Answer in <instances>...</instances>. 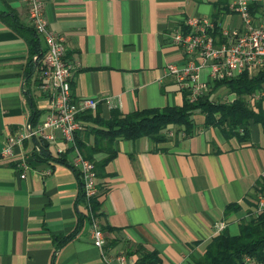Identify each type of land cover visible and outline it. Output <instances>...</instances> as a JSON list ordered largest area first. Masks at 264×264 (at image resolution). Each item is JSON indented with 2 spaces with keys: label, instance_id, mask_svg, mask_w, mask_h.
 Segmentation results:
<instances>
[{
  "label": "crops",
  "instance_id": "crops-1",
  "mask_svg": "<svg viewBox=\"0 0 264 264\" xmlns=\"http://www.w3.org/2000/svg\"><path fill=\"white\" fill-rule=\"evenodd\" d=\"M234 1L44 0L43 11L48 28L63 37L65 58L76 64L71 98L101 99L100 113L106 118L112 108L126 114L180 105L181 89L166 74L167 64L183 59L171 34L189 16L217 20L227 31L240 28L239 14L229 9ZM256 2L264 7V0ZM13 22L30 26L23 1L0 0V149L8 135L34 128L31 106L39 111L37 122L48 110L46 95L36 86L37 70L24 74L27 47ZM208 75L205 65L199 79L208 81ZM106 97L111 107L103 101ZM193 119L189 135L169 125L163 142L146 136L114 142L116 155L95 176L100 191L96 216L109 255L123 253L137 264L142 251H156L158 264H193L216 234V222L235 234L254 208L256 185L264 173L261 125L250 122L247 140L239 142L217 127L204 126L202 114ZM43 132L52 137H27L11 155L0 156V264H106L91 244L87 222L73 239L55 247L54 237L69 233L84 208L77 202L79 185L70 168L33 158L40 153L37 140H43L51 157L69 148L70 161L71 148L59 131ZM84 138L91 143V135ZM104 157V152L93 155L95 161ZM230 204L239 208L226 212Z\"/></svg>",
  "mask_w": 264,
  "mask_h": 264
},
{
  "label": "built area",
  "instance_id": "built-area-1",
  "mask_svg": "<svg viewBox=\"0 0 264 264\" xmlns=\"http://www.w3.org/2000/svg\"><path fill=\"white\" fill-rule=\"evenodd\" d=\"M22 1L30 26L42 41L40 56L33 55L32 60L38 65L36 86L46 95L48 110L34 128L28 127L24 132L8 135L0 149V156L11 155L13 147L27 137L50 139L51 134L43 132L45 128L57 129L61 139L71 148L69 164L80 173L84 205L89 217L91 244L106 264H134L133 260L123 253L109 255L105 252V238L98 218L90 206L91 198L97 193L94 166L81 154L74 141V133L83 126L76 115L85 110L94 111L101 99L71 98L69 82L76 64L69 62L64 56L63 37L48 28L43 11L44 0ZM252 1L258 0H235L229 5V9L238 13L241 18V26L238 29L223 30L213 19L201 16H189L182 25L174 29L171 42L181 50L183 59L181 63L167 64L166 74L175 77L181 90H188L189 101L203 95L210 83L216 80L232 78L243 72L253 74L264 68V15L257 18L250 13L249 4ZM216 28L223 37L222 41L212 35ZM205 65L209 67V79L201 81L199 72ZM103 101L111 107L110 97L104 98ZM21 165L23 166V162ZM20 177H23V174H20ZM260 180H264V173L261 174ZM263 210L264 189L256 192L255 206L242 220L256 218ZM224 227V223L216 222L215 233L221 232ZM244 264L264 263L246 256Z\"/></svg>",
  "mask_w": 264,
  "mask_h": 264
},
{
  "label": "trees",
  "instance_id": "trees-1",
  "mask_svg": "<svg viewBox=\"0 0 264 264\" xmlns=\"http://www.w3.org/2000/svg\"><path fill=\"white\" fill-rule=\"evenodd\" d=\"M249 9L253 16L261 11L264 12V7L256 1L249 4ZM214 22L218 23L217 20ZM10 25L25 41L27 60L24 74L29 76L33 70H38L37 63L31 59L33 55L40 56L41 54L38 36L31 26L25 27L15 22ZM212 35L221 39L220 41L223 40L217 28L212 32ZM220 87H225L235 97L230 101L213 99L212 94ZM262 90H264V68L253 74L243 72L232 78L216 80L210 83L208 92L194 101H189L188 90L183 89L181 90L182 103L180 105L134 110L126 114L121 113L117 108H112L109 110V116L103 118L98 104L93 113L85 110L76 115L77 119L85 121L87 125H83L81 132L74 133V141L82 155L93 163L95 176L102 175L101 169L104 164L116 155L114 147L116 140H134L146 136L153 143L163 142L167 139L163 130L169 125L182 127L184 133L189 135L194 130L193 115L195 113L203 115L204 126L217 127L226 138L236 137L239 142H244L248 138L247 126L250 122L260 124L264 131V108L261 104L263 98L260 97L253 104L250 103L253 95ZM38 117L39 111L31 106L30 124L35 125ZM82 135L83 138L80 137ZM88 135L92 136L91 143L85 141L84 137ZM37 143L40 153H33L35 160H53L67 166L74 173L79 185L77 202H80L84 208V211L77 212L76 223L69 233L54 237L55 247H59L73 239L82 224L89 221L84 205L81 177L79 171L66 161L69 148L55 157H51L44 152L46 150L45 141L37 140ZM98 152H104L105 157L100 161H95L93 155ZM42 155L46 158H41ZM262 189H264V180H259L256 190ZM99 192L97 191L90 200L91 210L95 214L99 207ZM234 207L239 208L236 204H230L226 206V212ZM138 249L140 250L141 247ZM138 249L134 252H140ZM246 256L264 263V210L259 212L256 218L240 221L235 234H230L227 230L215 234L206 245L204 253L193 259V264H244ZM159 261L156 251H142L138 256L137 264H158Z\"/></svg>",
  "mask_w": 264,
  "mask_h": 264
},
{
  "label": "rangeland",
  "instance_id": "rangeland-1",
  "mask_svg": "<svg viewBox=\"0 0 264 264\" xmlns=\"http://www.w3.org/2000/svg\"><path fill=\"white\" fill-rule=\"evenodd\" d=\"M208 91H209V87L206 90V92H208ZM260 94H263L262 91L261 92H256L254 97H252L250 99V103L253 104L255 102V100H257L259 98ZM212 97L215 100L229 101L232 96H230L229 90H227L225 87H220L216 91H214V93L212 94ZM253 99H254V102H253Z\"/></svg>",
  "mask_w": 264,
  "mask_h": 264
}]
</instances>
